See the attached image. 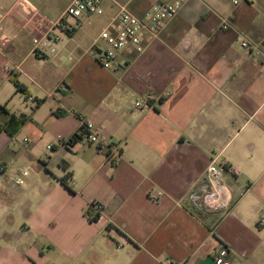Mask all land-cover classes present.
I'll list each match as a JSON object with an SVG mask.
<instances>
[{"label":"crops","instance_id":"crops-1","mask_svg":"<svg viewBox=\"0 0 264 264\" xmlns=\"http://www.w3.org/2000/svg\"><path fill=\"white\" fill-rule=\"evenodd\" d=\"M160 1L103 0L89 20L102 29L118 5L141 16ZM66 7L0 0V264H214L221 248L228 264H264V0H188L112 69L95 60L89 20L33 54L34 29ZM11 116L25 121L7 129ZM81 119L119 144L113 162ZM213 161L235 170L232 197L205 213L187 194Z\"/></svg>","mask_w":264,"mask_h":264},{"label":"built area","instance_id":"built-area-1","mask_svg":"<svg viewBox=\"0 0 264 264\" xmlns=\"http://www.w3.org/2000/svg\"><path fill=\"white\" fill-rule=\"evenodd\" d=\"M187 1L161 0L141 16H135L125 6L118 5L117 13L101 29L93 44L98 65L103 69L125 67L127 61L121 58V54L136 56L143 54L148 45L157 38L162 26L172 19ZM102 2L103 0H72L62 15L49 22L45 29L36 27L32 34L33 54L43 57L46 50L54 53L56 51L54 45L61 42L63 37L72 35L82 21L103 14ZM241 46L250 50L246 43H241ZM150 99L147 97L143 101L136 102L135 106L137 108L150 107ZM28 101L35 103L32 98H28ZM80 129L88 143L94 145L99 152L105 153L109 161L113 162L118 157L119 144L105 141L101 130L94 124L81 119ZM57 140L63 141L61 136H57ZM46 148L51 149V145ZM2 169L0 165V171ZM226 172L235 174L233 168L226 169L213 161L206 169L203 180L189 191L187 200L197 211L216 213L229 206L232 196L223 181ZM21 175L26 176L27 172H22ZM15 182L21 184L22 180L18 178ZM158 196L159 194H153L151 199L155 200ZM88 209L93 210L94 214H99L101 206L96 202H91ZM258 225H264V216L258 219ZM226 256L227 250L221 248L214 255V264H228Z\"/></svg>","mask_w":264,"mask_h":264},{"label":"rangeland","instance_id":"rangeland-1","mask_svg":"<svg viewBox=\"0 0 264 264\" xmlns=\"http://www.w3.org/2000/svg\"><path fill=\"white\" fill-rule=\"evenodd\" d=\"M35 4L43 13L52 15L62 11L71 0H29ZM83 22V21H82ZM82 29L88 30L92 34H98L101 31V23H94L92 19L89 22H83ZM98 64V63H97Z\"/></svg>","mask_w":264,"mask_h":264},{"label":"trees","instance_id":"trees-1","mask_svg":"<svg viewBox=\"0 0 264 264\" xmlns=\"http://www.w3.org/2000/svg\"><path fill=\"white\" fill-rule=\"evenodd\" d=\"M12 83L15 87V90L18 92H22L24 93L25 89L24 86L16 79V78H12ZM25 121V117L21 116L16 118L15 116H11L10 119L8 120V122L5 124V127L7 129H14V128H18L20 125H22ZM79 138L78 135H74L68 142L67 145L71 144L72 142H75L77 139ZM98 218V214H95L94 216H92L91 218H89L91 221H94Z\"/></svg>","mask_w":264,"mask_h":264}]
</instances>
